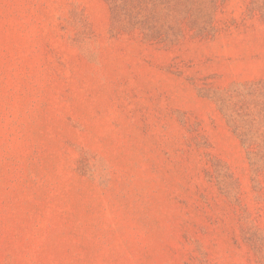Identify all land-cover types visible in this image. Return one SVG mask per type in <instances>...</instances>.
Returning a JSON list of instances; mask_svg holds the SVG:
<instances>
[{
  "label": "rangeland",
  "instance_id": "rangeland-1",
  "mask_svg": "<svg viewBox=\"0 0 264 264\" xmlns=\"http://www.w3.org/2000/svg\"><path fill=\"white\" fill-rule=\"evenodd\" d=\"M0 264H264V0H0Z\"/></svg>",
  "mask_w": 264,
  "mask_h": 264
}]
</instances>
